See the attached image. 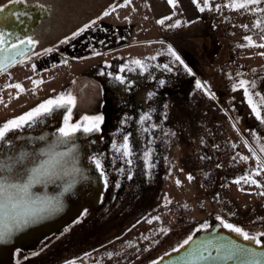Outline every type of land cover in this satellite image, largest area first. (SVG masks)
Listing matches in <instances>:
<instances>
[{"label": "rangeland", "instance_id": "1", "mask_svg": "<svg viewBox=\"0 0 264 264\" xmlns=\"http://www.w3.org/2000/svg\"><path fill=\"white\" fill-rule=\"evenodd\" d=\"M197 2L135 0L61 61L0 76V128L50 99L75 100L10 131V147L0 145V166L11 165L6 171L20 183L48 160L37 154L70 153L60 178L42 177L29 190L60 207L28 221L26 211L15 214L0 264H144L210 201L229 222L254 229L264 222V131L256 130L264 107L258 117L240 86L247 81L261 104L264 0L240 10L232 0ZM69 111L71 124L102 115L101 130L57 145ZM125 136L128 157L113 148Z\"/></svg>", "mask_w": 264, "mask_h": 264}, {"label": "flooded vegetation", "instance_id": "2", "mask_svg": "<svg viewBox=\"0 0 264 264\" xmlns=\"http://www.w3.org/2000/svg\"><path fill=\"white\" fill-rule=\"evenodd\" d=\"M134 1L23 0L17 3L16 0H0V7L5 8V12L0 13V31L14 33L11 39L18 44L17 36L24 40L31 37L35 42L31 46L20 44L19 49L8 52L18 53L15 54L18 62L0 76L23 64L61 61L63 53L76 44L80 47L87 43L85 38L90 41L95 31L104 30L113 15H118ZM13 12L20 13L21 19L13 17Z\"/></svg>", "mask_w": 264, "mask_h": 264}, {"label": "snow or ice", "instance_id": "3", "mask_svg": "<svg viewBox=\"0 0 264 264\" xmlns=\"http://www.w3.org/2000/svg\"><path fill=\"white\" fill-rule=\"evenodd\" d=\"M17 3L23 2V0H16ZM194 3H197V6L199 7V3L197 0H193ZM206 2V0H205ZM261 0H232L231 7L235 8L236 10L240 9H248L250 5H256L259 4ZM169 3L173 4L175 3V0H169ZM40 7H43L42 5H38ZM203 11V8L200 9ZM5 8L0 7V13H4ZM27 15V14H23ZM105 15H108L106 12ZM12 16L15 17L17 20L21 19L20 13H12ZM159 23L163 24L164 21L161 20ZM259 26V25H257ZM14 35V33L11 32H5L0 31V54H6L10 52L12 49H19L20 44H24L26 46H31L35 42L29 37L27 40L21 39L19 36L16 37V39L19 41L18 43H15L12 41L11 37ZM251 41V38H248ZM7 45V46H6ZM260 47H264V45H259ZM171 52V55H173L176 60H179V56H176L175 52H172L171 49L169 50ZM137 64L140 62L137 61ZM7 64H0V71H3L5 67H7ZM120 79L119 77H117ZM197 88L202 87V85L197 82ZM240 86L243 88L244 93L246 96H248V103L252 107V111L257 113V116L260 117V107H264V97H261V104L257 105L251 95L248 92V82L247 81H240ZM16 89H19L20 91H23V88L21 85L16 84L14 85ZM75 104L74 98H72L70 95L65 97L61 96L59 99H50L45 104L41 105L39 108H37L33 112H29L28 114L21 116L19 119L9 121L6 123L2 128H0V145H5L10 147V142L7 139V134L10 131L21 129L24 125H31V123L34 121L35 117L52 112L54 109L61 108V107H67V106H73ZM71 118V112L69 111L68 116L65 117L64 120V127L60 129V132L57 136L56 144L57 145H65L68 143L69 139L73 137L77 132L83 131L84 133H93V132H99L101 130V125L103 123L104 117L102 115L97 116H84L82 118V121L76 124H71L70 121ZM113 148L124 157H128L131 155V149L130 145L127 142V137L125 136L123 139L122 146L113 145ZM44 155L49 156L48 160H45L42 163H38L36 167H33L30 169V175L28 176L26 183H17V182H5L3 180H0V210H2L5 207H9L12 209H15L19 206V204L27 199H31V194L29 192L30 188L36 184L39 183L42 177H46L47 179H56L60 178L61 173H57L53 171L49 166L53 162V158L50 154L45 153ZM70 153H59L56 157V165H58L61 169L63 168V162L64 158L68 157ZM26 158V155H21L18 158H16L15 163H23L24 159ZM74 159V157H73ZM129 163L131 161H128ZM96 167L100 168L101 165L99 161H96ZM11 165L5 163L3 166H0V173H3L6 170H10ZM259 174V173H257ZM101 175H103V172H101ZM191 179V177H190ZM245 182L255 183L253 180H249L248 177L243 178ZM241 181H236V183H240ZM71 187V184L68 185L67 188H65V191L68 190V188ZM48 206L55 210L60 207V201L57 199L54 203L52 201H48ZM223 223V222H222ZM224 227L229 229L230 231L236 233L237 235L241 236L244 240H250L253 243L259 245L261 243L260 239L257 236H250L247 232L243 231L239 227H235L232 224H224ZM10 229L4 232H0V239H4L5 236H7L10 233ZM264 235V234H261ZM185 243H188L187 241ZM217 253H220L222 251L221 248L216 249ZM237 256H242L245 261L251 262V264H264V261L261 260V256H264V253H261L260 256H258L254 249L250 248H241L236 250H226L225 253L218 258L223 260H230ZM209 257H211V253H209ZM71 264V262H70Z\"/></svg>", "mask_w": 264, "mask_h": 264}, {"label": "water", "instance_id": "4", "mask_svg": "<svg viewBox=\"0 0 264 264\" xmlns=\"http://www.w3.org/2000/svg\"><path fill=\"white\" fill-rule=\"evenodd\" d=\"M15 54H0V64L8 65L3 71H0V74L18 62ZM44 154L45 153L40 155L37 154L36 158L38 157L42 160V158L47 156ZM49 154L52 156L53 161H55L52 162L49 167L53 171H56L57 169H59V172L63 171L62 169L57 168V155L52 153ZM47 159H49V156H47ZM42 162L43 161H40V163ZM0 180L17 183L19 181L20 183V179H14L13 175L8 171L0 173ZM30 191H32V189ZM48 201L52 200L51 198H46V196L39 199L38 197H33L21 202L15 209L9 207L3 208L0 210V228H2L0 232H4L8 225H15L12 219L15 218V214L21 213L22 211L27 212L24 217L26 221L31 218L35 219V217L39 219V216L43 213L48 214L49 211L51 212V208L47 203ZM208 205V207H198V219L192 221L188 226H186L180 237H178V239L170 247H168L160 255L149 259L144 264H251L250 260L245 261L242 256H237L230 260H223L218 257L223 255L225 251L229 249L236 250L241 248H250L254 249L258 256H260L261 253H264V235H261L264 231V222L260 224V228H263L261 230L259 229V231L254 228H245L225 220L215 201H210ZM224 224H232L235 227L241 228L250 236H257L261 243L257 245L250 240H244L241 236L225 228ZM12 228L14 229L16 226H13ZM11 233L12 231L9 234ZM9 234L5 236L4 239H0V242H4V244H6L5 241ZM186 241L188 243H185ZM9 248L12 249L10 246ZM217 248H221L222 251L217 253ZM209 253H211V257H209ZM260 258L264 261V256H261Z\"/></svg>", "mask_w": 264, "mask_h": 264}, {"label": "trees", "instance_id": "5", "mask_svg": "<svg viewBox=\"0 0 264 264\" xmlns=\"http://www.w3.org/2000/svg\"><path fill=\"white\" fill-rule=\"evenodd\" d=\"M256 130L264 131V116H263L262 122L257 126Z\"/></svg>", "mask_w": 264, "mask_h": 264}]
</instances>
